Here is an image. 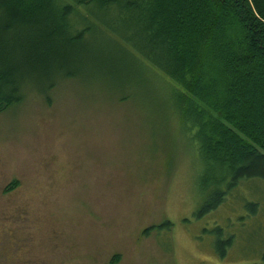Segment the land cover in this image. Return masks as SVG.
<instances>
[{
    "label": "rangeland",
    "instance_id": "rangeland-1",
    "mask_svg": "<svg viewBox=\"0 0 264 264\" xmlns=\"http://www.w3.org/2000/svg\"><path fill=\"white\" fill-rule=\"evenodd\" d=\"M124 66L59 80L47 96L25 86L0 114V264L259 263L264 181H241L198 218L194 130L145 63ZM245 201L258 202L254 216ZM216 226L234 235L223 257Z\"/></svg>",
    "mask_w": 264,
    "mask_h": 264
},
{
    "label": "trees",
    "instance_id": "trees-1",
    "mask_svg": "<svg viewBox=\"0 0 264 264\" xmlns=\"http://www.w3.org/2000/svg\"><path fill=\"white\" fill-rule=\"evenodd\" d=\"M128 60L171 88L175 115L194 130L198 218L241 181H264V0H0V114L25 86L47 96L59 80L119 74ZM244 209L254 216L258 202ZM223 230L213 229L219 257L234 240ZM252 264H264V245Z\"/></svg>",
    "mask_w": 264,
    "mask_h": 264
}]
</instances>
